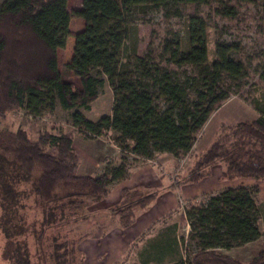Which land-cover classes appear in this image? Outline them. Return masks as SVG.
<instances>
[{
    "label": "trees",
    "instance_id": "obj_1",
    "mask_svg": "<svg viewBox=\"0 0 264 264\" xmlns=\"http://www.w3.org/2000/svg\"><path fill=\"white\" fill-rule=\"evenodd\" d=\"M242 4L258 9L264 19V0H82L74 13L69 0H5L0 5V120L17 109L31 116L45 111L53 115L59 106L72 112L73 128L60 134L47 130L37 138L22 128L0 130L3 263L76 264L83 240H100L114 228H129L158 192L124 188L119 204L96 211L108 198L110 185L127 180L139 159L189 155L210 117L232 96L250 105L259 118L222 126L216 140L174 178L171 188L198 184L221 163V180L264 182V89L258 96L253 91L264 84V70L250 73L254 61L230 30L243 21ZM188 7L193 11L188 13ZM204 8L212 14L204 15ZM151 12L161 14L163 23H155ZM213 13L216 24L211 22ZM72 18L84 22L82 31ZM140 25L151 27L148 46L139 56L135 45L125 57L132 28L138 36ZM212 26L214 61L209 59L207 34ZM183 35L187 49L166 51V42L176 44ZM66 48L73 56L60 68L59 52ZM104 77L113 92L112 115L94 122L81 110H90L98 100ZM76 133L84 139L113 133L111 140L121 150L119 164L106 163L96 176L79 175ZM259 193L255 185L206 193L204 201L192 197L183 216L190 228L188 241L194 244L190 259L174 253L168 239L143 253L140 263L160 258V264H264V249L248 262L216 252L262 236ZM83 222L96 228L73 231ZM47 228L58 232L48 237ZM176 243L183 248L185 238L178 237Z\"/></svg>",
    "mask_w": 264,
    "mask_h": 264
},
{
    "label": "rangeland",
    "instance_id": "obj_2",
    "mask_svg": "<svg viewBox=\"0 0 264 264\" xmlns=\"http://www.w3.org/2000/svg\"><path fill=\"white\" fill-rule=\"evenodd\" d=\"M4 1L5 0H0V5ZM81 7H82V0H69V11L71 13H74ZM192 11L193 8L188 7L187 12L190 13ZM203 11H204V15L211 13L210 8H204ZM241 12L243 15L242 18L243 21L238 23L237 25L231 26L230 29L231 35L233 36V38H235L236 40L242 43V46L244 47L246 54L249 56V59L250 58L253 59L254 61L253 67L250 69V73H253L255 68L264 70V19H262L258 9L249 5L242 4ZM149 17L154 18L155 23H157L158 25L163 23V20L161 19V14L159 13L151 12L149 14ZM73 19L75 25L76 24L79 25V22L82 23L80 19L77 18H73ZM211 22L213 24H216L217 22V16L214 13L212 15ZM169 23L175 26L176 21L171 20ZM82 25L83 24H81V26L79 25L80 27L77 29L78 32L84 29V25L83 26ZM183 27L187 28V22L183 24ZM132 29L133 32L129 36L128 42L125 46V51H124L125 57L131 54L135 45L137 47V54L139 56H142L150 41V32H151L150 26L148 25L138 26V36L134 34V27ZM207 34H208L209 59L210 61H214L216 60V55H215L216 31L214 29V26L208 29ZM72 35L75 34L72 33ZM165 46H166V51L168 52L170 49L175 47L176 48L181 47L187 49L188 38L186 37V35H183L182 38L178 40L176 44H169L166 42ZM60 55H61L60 66L65 65V63H69L73 56V54L67 49L64 52H61ZM261 89H264V84L260 83L259 87L253 90V91H257L255 94L256 96L260 94ZM68 115L69 114L66 111H64L62 108H59L58 111L53 115L50 114L48 111H45L42 114V116H31L26 111L17 109L8 113L6 119L0 120V130H10L15 132L19 128H22L25 129L32 138H37L39 133L46 132L47 130L53 131V133L55 134H60L61 132H66V131L68 132L69 130L73 131L72 126L69 124L70 119ZM257 118H259V114L250 105L242 101L238 96H232L228 101H226L223 104V106L219 110H217L210 117L206 125L197 135V140L195 146L193 147L192 152L186 157H183L182 160H180L179 166L173 171V175L171 174L172 177L175 178L178 175L182 176L185 173L186 169L190 167L194 162L195 156L197 154H202L203 152H205L207 148L210 146V144L216 140V138L219 136V132L222 126H229V125L231 126L242 121H253L256 120ZM137 164L138 163H135L134 168H132V170L136 168ZM224 170H225V165L223 163L214 167L213 179H216V177L219 174H222ZM247 182L248 181H245L243 179H235L232 181L222 180L221 182L216 181L214 182L213 190L220 192L226 188H237L241 186H247ZM205 183L206 181L199 184V186L186 187L182 191L184 194H186V191L192 189L193 191H196L195 193H197L205 189L206 186ZM250 183L252 184H249L248 187L256 185L254 182H250ZM257 186L260 188V193L258 198V204L260 208V218L258 220V225L264 230V182L259 181L257 183ZM189 199L181 200L176 212H173V214L171 213V216H168L166 222L168 223L167 225L171 223L173 224L176 223L178 225L177 228H178L179 237L185 238V244L182 248V251L186 259H190V253L193 251V246H194V244L191 241H188V234L190 232V228L187 227V223L183 219V216L185 214V209L189 205L188 204ZM205 199L206 198L204 194L199 196V201H204ZM103 220L105 219L103 218L101 220L102 221L101 223H104ZM109 220L110 219L106 220L105 222H108ZM94 224L97 223L94 222ZM159 227L160 226L158 225H154L146 232V234L141 233L138 237H135L132 234H125L129 238L134 237L135 240L132 242V246L128 248V250L122 253H103L101 248H99L100 250L97 253H94L92 251L85 249V245L90 249L91 245H95L98 242L94 241V239H85L84 240L85 243H81L78 247V251L80 252V254L77 257L76 264H141L140 257L142 256L143 253L141 252V250L137 251L136 247L144 239L143 237L151 236L150 239L154 237L155 240H157L158 236L161 235V233H159L158 230ZM95 228L96 227L92 225V223L83 222L78 227L74 228L73 231L86 233L91 229L94 230ZM116 229L123 231L125 233V230L123 229L114 228V230ZM46 230H49L47 233L48 237H52L54 234H57L58 232L57 230H55V228L52 229L47 228ZM115 233L118 232L109 231L107 234H115ZM141 238L143 239L141 240ZM3 243H4V239L2 236H0V255L3 251L2 250ZM29 243L31 245V240L29 241ZM97 245H98L97 247H99L100 244ZM235 254L237 253H233L232 255ZM239 254L240 253H238V255ZM254 254L258 255V253H254ZM0 264H7V263L6 262L3 263L1 260ZM152 264H160V258H157L156 262H153Z\"/></svg>",
    "mask_w": 264,
    "mask_h": 264
},
{
    "label": "crops",
    "instance_id": "obj_3",
    "mask_svg": "<svg viewBox=\"0 0 264 264\" xmlns=\"http://www.w3.org/2000/svg\"><path fill=\"white\" fill-rule=\"evenodd\" d=\"M78 19V18H77ZM74 19L72 18V21ZM81 20V19H80ZM82 21V20H81ZM84 25V22H79V25ZM77 25V24H76ZM79 25L78 28L80 27ZM82 25V26H83ZM71 37H74L72 35ZM71 37L68 39L70 40ZM67 47V46H66ZM67 49V48H66ZM65 49V50H66ZM62 50L59 52V63H60V54L64 52ZM67 64V63H65ZM64 66V65H63ZM63 66H60L62 68ZM114 104V97L112 89L110 88L107 78L105 77V84L103 87V91L92 105L90 110H81L84 116L91 120L97 121L103 116H111L112 109ZM60 107L58 106L56 112ZM55 112V113H56ZM69 115V119L71 120L72 112L66 111ZM70 123V122H69ZM113 133H110L106 138L100 137L95 139H84L80 134H75L73 147L75 151L81 158V163L78 168V174L82 176H96L101 174L106 167V163L115 166L119 164L121 157V150L118 146H116L111 140ZM195 146V145H194ZM193 150V149H192ZM192 152V151H191ZM190 152V153H191ZM180 160L174 157L171 154H161L157 155L153 160H141L139 159L136 168L132 170L130 177L127 180L116 182L111 184L109 187L110 194L108 198H106L102 203L95 207L96 211H102L106 209H110L115 205L119 204L121 201V192L124 188L127 189H141L148 191H155L157 193V197L154 202L146 209L139 210L136 213V218L133 224L125 230L120 231L118 229H112L110 232H118L115 234H106L100 240L97 241L98 245H91V248L86 247L85 249L97 253L101 248L103 253H122L128 250L132 246V242L135 238H129L125 234H132L135 237H138L141 233L146 234V232L154 225H158L160 236H158L157 240L153 237H143L141 238V242L137 245V251L142 253H151L154 251L153 246L156 248V245L164 244L166 240L174 244V253H183L181 245L178 246L176 243V239L179 237L177 224H169L167 222L168 216H171V213L176 212L178 205L181 200L189 199L192 197H199L206 193H216L214 191V182H221L222 174H219L216 179H213V174L209 178L201 181L198 184L182 186L176 190L172 189L171 186L174 182L173 171L179 166ZM158 168V169H156ZM214 169V168H213ZM172 174V175H171ZM180 175L177 176L179 178ZM214 180V181H211ZM247 182V186L252 184L250 182H254L256 185L258 181L254 179H243ZM206 181V186L204 190H201L197 193L190 189L186 191V194L183 193V189L186 187L199 186L202 182ZM208 186V187H207ZM204 192V193H202ZM202 193V194H200ZM138 216V217H137ZM173 224V225H172ZM187 227H189L187 225ZM262 236L254 242L248 243L241 247H236L230 250L227 249H218L217 253H221L223 255L230 256L232 258L238 259L242 262H248L252 260L257 254L260 253L264 249V230L258 225ZM168 229H170L168 231ZM114 230V231H113ZM169 234V237L166 238L165 235ZM165 237V238H164ZM81 243H85L84 240ZM82 249V247H81ZM83 251V249H82ZM178 251V252H177ZM233 253H237L232 255ZM238 253H240L238 255ZM110 255V254H109Z\"/></svg>",
    "mask_w": 264,
    "mask_h": 264
},
{
    "label": "built area",
    "instance_id": "obj_4",
    "mask_svg": "<svg viewBox=\"0 0 264 264\" xmlns=\"http://www.w3.org/2000/svg\"><path fill=\"white\" fill-rule=\"evenodd\" d=\"M182 207H183V205H182Z\"/></svg>",
    "mask_w": 264,
    "mask_h": 264
}]
</instances>
